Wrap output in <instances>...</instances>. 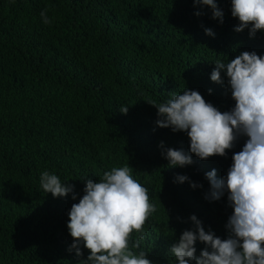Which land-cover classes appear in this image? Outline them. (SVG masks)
<instances>
[{
  "label": "trees",
  "instance_id": "obj_1",
  "mask_svg": "<svg viewBox=\"0 0 264 264\" xmlns=\"http://www.w3.org/2000/svg\"><path fill=\"white\" fill-rule=\"evenodd\" d=\"M217 4L223 23L194 0H0V264H90L83 242V255L69 251V212L87 181L113 167L127 166L155 206L143 239L134 231L129 240L153 264H178L170 249L185 230H197L192 215L228 238L229 192L206 199V173L226 177L248 137L238 135L224 156L201 159L186 131L157 125L158 108L148 102L196 90L221 112L235 106L226 71L223 83L211 79L215 61L244 51L264 57V30L236 31L232 0ZM168 148L194 162L171 166L162 154ZM44 171L73 192H45ZM195 247L198 257L207 245Z\"/></svg>",
  "mask_w": 264,
  "mask_h": 264
},
{
  "label": "clouds",
  "instance_id": "obj_2",
  "mask_svg": "<svg viewBox=\"0 0 264 264\" xmlns=\"http://www.w3.org/2000/svg\"><path fill=\"white\" fill-rule=\"evenodd\" d=\"M195 4L208 5L213 18H220L223 12L217 0H194ZM232 15L240 21L236 31L250 27V35L264 30V0H232ZM47 9L41 12L45 24L50 23ZM197 15L201 13L197 12ZM214 35L212 29H206ZM211 73L214 82L223 83L221 70H225L235 106L221 112L196 90H184L175 94L166 103H149L158 108L160 127H172L174 132L186 131L190 137V151L201 159L213 155H226L233 147L238 135L248 137L243 149L234 153V163L226 177L217 178L213 169L206 173L210 181V192L206 199L219 200L225 190L234 211L228 218L227 239L205 231L202 222L195 216L191 220L198 230H185L171 249L178 264H264V57L255 52L244 51L228 63L215 61ZM211 92V89L209 90ZM127 113L128 107H122ZM163 147V142H161ZM171 166H186L194 161L183 150L168 148L162 153ZM189 177L178 175L184 182ZM40 184L45 192L54 197L67 196L74 186L61 183L59 177L44 171ZM192 187L197 185L192 183ZM85 195L74 203L69 212L68 228L74 238L72 249L83 255L81 242L90 250L87 261L90 264H153L147 252L139 248V241L129 247V240L135 231L143 239V227L148 217L156 210L150 203L148 190L133 178L130 169L113 167L106 171L99 182L88 180ZM75 199V195L73 196ZM205 247L196 256V241Z\"/></svg>",
  "mask_w": 264,
  "mask_h": 264
}]
</instances>
